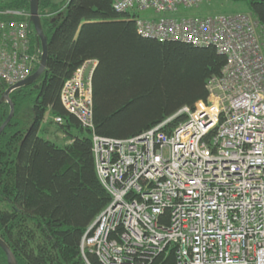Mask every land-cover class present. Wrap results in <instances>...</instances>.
Instances as JSON below:
<instances>
[{
  "label": "built area",
  "instance_id": "obj_1",
  "mask_svg": "<svg viewBox=\"0 0 264 264\" xmlns=\"http://www.w3.org/2000/svg\"><path fill=\"white\" fill-rule=\"evenodd\" d=\"M204 1L114 2L117 12H153L136 19L142 36L214 45L227 62L208 82L207 101L133 137L93 134L97 175L111 199L81 240L88 263L94 253L103 264H147L174 249L177 264H264V42L249 13L168 15ZM0 13L21 16L0 20L8 88L32 74L41 51L32 49L24 13ZM96 65L84 61L61 91L67 110L91 129Z\"/></svg>",
  "mask_w": 264,
  "mask_h": 264
},
{
  "label": "trees",
  "instance_id": "obj_2",
  "mask_svg": "<svg viewBox=\"0 0 264 264\" xmlns=\"http://www.w3.org/2000/svg\"><path fill=\"white\" fill-rule=\"evenodd\" d=\"M245 1L264 42V0ZM114 2L68 0L59 5L40 0L47 66L37 81L10 94L15 114L0 134V238L18 264H103L94 253L86 255L88 263L80 248L88 227L111 199L97 175L93 134L133 137L183 106L207 101L208 82L226 65V55L214 45L142 36L136 24L141 12H117ZM7 10L25 14L32 49L40 54L30 1L0 0V12ZM12 16L0 13V20ZM88 59L97 61L94 129L84 126L61 99L65 81ZM6 89L0 79V98ZM24 107L31 109L28 122L16 118ZM9 113V103L0 102V127ZM184 119L180 115L171 125ZM0 264H9L1 246ZM147 264H177L174 249Z\"/></svg>",
  "mask_w": 264,
  "mask_h": 264
},
{
  "label": "water",
  "instance_id": "obj_3",
  "mask_svg": "<svg viewBox=\"0 0 264 264\" xmlns=\"http://www.w3.org/2000/svg\"><path fill=\"white\" fill-rule=\"evenodd\" d=\"M30 1V22L33 24L34 29L37 34V41L39 46L41 47V57H40V64L38 69L33 72L30 76H28L26 79L8 87L4 94L0 98V102L6 101L10 105V113L5 120V122L0 127V134L4 131L5 127L10 123L11 119L13 118L15 114V104L10 98V94L21 87L30 85L37 81L41 75L45 72L46 66H47V59L49 56L48 53V38L44 33V29L42 26L41 16L39 13V5L40 0H29ZM0 246L4 249V251L7 254L8 257V263L9 264H18L15 255L9 248V246L0 238Z\"/></svg>",
  "mask_w": 264,
  "mask_h": 264
},
{
  "label": "rangeland",
  "instance_id": "obj_4",
  "mask_svg": "<svg viewBox=\"0 0 264 264\" xmlns=\"http://www.w3.org/2000/svg\"><path fill=\"white\" fill-rule=\"evenodd\" d=\"M55 1L59 3V5H63L68 0H55ZM249 10H250V7L247 1L245 0H208V1L202 2L197 7L186 8V7L180 6L178 11L169 13L168 15L172 17H176V18L204 17L208 15H215V14L246 13V12H249ZM151 14H153L152 11L141 12V15H143V17L150 16ZM157 15H160V14H157ZM24 108L25 110L23 109V111H20L16 118L20 121L28 122L30 121L32 117L31 109L29 107H24ZM46 118L48 120V116ZM56 128H57V125L53 124L51 126L52 132H54ZM59 141L62 142L61 140Z\"/></svg>",
  "mask_w": 264,
  "mask_h": 264
},
{
  "label": "bare ground",
  "instance_id": "obj_5",
  "mask_svg": "<svg viewBox=\"0 0 264 264\" xmlns=\"http://www.w3.org/2000/svg\"><path fill=\"white\" fill-rule=\"evenodd\" d=\"M63 102V101H62ZM64 104V103H63ZM167 118H169V117H167ZM166 118V119H167ZM176 118V117H175ZM175 118H173L169 123H168V125H167V128H172V127H174L173 125H171V122L175 119ZM178 125V124H177ZM176 126V125H175ZM101 136V135H100ZM169 254V253H168ZM168 254H166V255H168Z\"/></svg>",
  "mask_w": 264,
  "mask_h": 264
}]
</instances>
